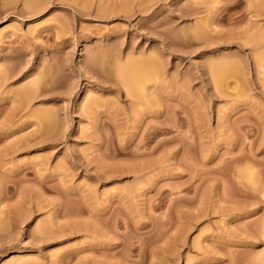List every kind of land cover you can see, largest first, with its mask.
Listing matches in <instances>:
<instances>
[{
  "label": "rangeland",
  "instance_id": "374dc122",
  "mask_svg": "<svg viewBox=\"0 0 264 264\" xmlns=\"http://www.w3.org/2000/svg\"><path fill=\"white\" fill-rule=\"evenodd\" d=\"M0 264H264V0H0Z\"/></svg>",
  "mask_w": 264,
  "mask_h": 264
},
{
  "label": "bare ground",
  "instance_id": "6f19581e",
  "mask_svg": "<svg viewBox=\"0 0 264 264\" xmlns=\"http://www.w3.org/2000/svg\"><path fill=\"white\" fill-rule=\"evenodd\" d=\"M130 66H131V65H130ZM142 66H143V65H142ZM135 67H136V66H133V68H132V66H131V68L134 69V70L137 69V68H135ZM138 67H139V66H138ZM143 68H144V71L146 72L147 70L150 71L149 69H150L151 67L148 68V69H145V67H143ZM137 70L139 71V70H141V68H140V69H137ZM137 70H135V71H137ZM142 70H143V69H142ZM137 74H138V72H137ZM148 74H149V73H148ZM146 75H147V74H146ZM147 76H148L147 78H149V75H147ZM138 77H139V76H138ZM143 77H144V76H143ZM147 78H142V77H141V81L138 79V82L140 81V83H141V82L144 83V82H145L144 80H146ZM135 79H136V78H135ZM142 80H143V81H142ZM143 83H142L141 85H143ZM136 84H137V83H136ZM139 85H140V84H139ZM140 87H142V86H140Z\"/></svg>",
  "mask_w": 264,
  "mask_h": 264
}]
</instances>
